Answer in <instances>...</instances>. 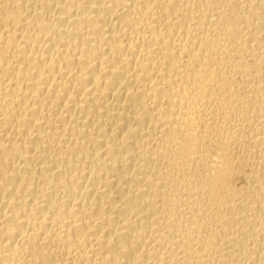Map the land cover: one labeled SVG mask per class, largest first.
Wrapping results in <instances>:
<instances>
[{"label":"bare ground","instance_id":"1","mask_svg":"<svg viewBox=\"0 0 264 264\" xmlns=\"http://www.w3.org/2000/svg\"><path fill=\"white\" fill-rule=\"evenodd\" d=\"M0 264H264V0H0Z\"/></svg>","mask_w":264,"mask_h":264}]
</instances>
